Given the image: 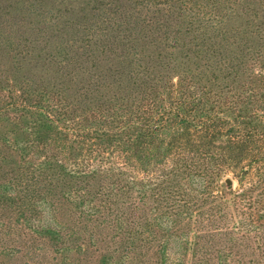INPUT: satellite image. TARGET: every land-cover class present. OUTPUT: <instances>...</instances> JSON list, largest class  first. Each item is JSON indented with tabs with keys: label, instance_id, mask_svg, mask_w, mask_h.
I'll return each mask as SVG.
<instances>
[{
	"label": "trees",
	"instance_id": "obj_1",
	"mask_svg": "<svg viewBox=\"0 0 264 264\" xmlns=\"http://www.w3.org/2000/svg\"><path fill=\"white\" fill-rule=\"evenodd\" d=\"M72 1L65 8L34 3L33 12L43 17L37 38L43 46L38 40L28 45L55 76L43 90H30L52 103L29 131L39 142L29 146L26 137L22 143L29 157L10 184L13 192L0 187L3 210L7 202H21L30 218L43 216L34 226L62 243L58 252L81 254L69 243L82 247L85 229L96 241L97 231L106 232L99 243L109 238L114 252L144 257V250H156L155 261L181 264L171 240L182 238L186 218V230L195 229L185 253L193 256L191 264L203 258L208 264L232 248L251 254L238 264H264V0H95L90 8H74ZM8 7L0 0L1 45L12 44L4 34L7 22L14 30ZM155 57L164 59L151 68ZM62 72L64 88L57 83ZM23 103L16 97L12 105ZM53 128L62 136L56 144L46 132ZM41 133L50 143L39 139ZM233 168L240 169L241 185L227 191L224 178ZM34 171L43 175V189L48 184L47 196L38 193L42 179ZM74 178L84 184L69 188ZM58 190L65 200L48 198ZM228 204L248 209L250 221L236 213L233 227L218 225L235 208ZM67 205L88 221L70 225L62 217ZM96 211L100 224H93ZM2 217L0 230L8 234L12 226ZM36 256L47 262L45 254Z\"/></svg>",
	"mask_w": 264,
	"mask_h": 264
},
{
	"label": "rangeland",
	"instance_id": "obj_2",
	"mask_svg": "<svg viewBox=\"0 0 264 264\" xmlns=\"http://www.w3.org/2000/svg\"><path fill=\"white\" fill-rule=\"evenodd\" d=\"M3 1L8 2V4L11 6L8 7V10H10L12 18L10 16L9 18L13 23V29H14L11 30L5 25V24L9 25L10 22L4 24L5 26L4 34H6L7 37L9 36V40H11L12 38V41H10V43L12 44L1 45V40H4V38L2 35L0 36V78H2V80L8 78L5 81V83H3V85H0V137L8 136V141L0 138V187L3 188L2 192L7 193V192H13L12 189L10 188V184L14 181V179L17 178V176H19L21 170L19 168L23 166V164L26 162V160L29 157L26 155L27 152H21L22 150H24V147L27 144L24 141L25 138L26 137L28 138L29 146H31L33 143L35 144L36 141L37 143L39 142L38 140H36L37 134L35 133L30 137L29 131H31V133L33 132L34 130L33 125L36 121L40 119V117L41 119L45 118V115L43 114L44 111L43 109L46 108L47 105L52 103V100L43 99V97L37 96L35 93H33L30 90V86L31 89L33 90L37 88L43 90V85L52 84L54 80L53 76H55V74L52 73L51 70L46 69V66L43 63L42 56L34 57L36 50L31 45H28L29 43H33L36 44V46L38 45L43 46L42 40L37 39L39 34L41 33L39 31V28L43 27V23H41L43 17H41V15H36L37 12H33L39 5L34 4L36 3L35 0H29V1L3 0ZM44 1L51 4L55 3L54 5H59L61 8H65L70 0H68V2H66V0H44ZM94 1L95 0L93 1L83 0V2H79V0L78 1L73 0L71 5L74 8H77L79 6V4L77 3H81L83 5L85 4L87 8H90L92 5H95ZM29 2H31L33 5H31ZM26 8H28V11H24ZM37 40L38 42L40 41L38 45L35 42ZM16 45L18 46L15 47ZM92 47L94 48L95 45ZM170 48L171 47H169V49ZM28 49L34 52L33 56L28 55ZM98 59L101 61V63L104 62L103 55L99 56ZM163 59L164 58L157 59V57H155L154 58L155 62L151 65V68L153 67V65H156V61H161ZM90 66L91 64H89V67ZM90 75L91 72L87 73L83 77V79H87V76L89 78ZM24 77L28 78V80H26V78ZM17 78H19V80H17ZM33 78L36 80V84L35 82L32 81ZM78 78H81L80 71L78 73ZM49 81L51 83H48ZM57 83L60 85L61 88H64L66 86L67 84L66 76L63 72L60 73L59 77H57ZM37 84H39V86H37ZM17 94L19 95L22 94V95L16 96ZM16 97L17 99L19 98L24 100L23 104L26 105L24 106V108L22 106L12 105V102ZM124 102H120V104ZM47 110L50 113V115H52L53 117L55 116L54 110H52L50 107H48ZM84 122L89 123L90 120H84ZM46 132L47 134H49L48 136L49 138L56 137V132L54 128L53 130H49V131L47 130ZM39 136H40L39 137L40 140H43V136H44L43 142L45 143L46 140L49 139V138L46 139L43 133L39 134ZM61 138L56 137L55 144L59 141H62ZM16 140H18V142ZM10 142H12V144L14 143L13 146L14 148H10ZM22 143H24L25 146L22 145ZM115 152H117L116 156L118 155V158L120 160L122 158L121 152L119 150H116ZM105 153H106L105 156L108 157V153L107 152ZM116 156H114V158ZM97 157H96L97 159H100L99 156ZM91 158L94 159V157ZM12 160L15 162H13ZM47 168H49L48 165L44 167V169ZM239 170H240L239 168L230 169L228 174L226 175V177L230 176L234 180V187L232 189H228L225 186L226 177L224 178L223 187L227 191H231L240 187L241 184L237 176L235 175V171L236 173H238ZM34 172H35V176L38 175V178L42 179V182H40V184L39 183L37 184L38 185L37 187L39 188H37L36 185H32V188H37L38 193L42 195V197L44 195L47 196L48 194L47 192L49 189L48 184H46L43 189V175H41L38 171H34ZM46 172L49 173V171L47 170ZM32 176L33 173H29V175L27 176L28 180L32 181L33 180ZM83 184L84 182L80 180H75L74 178L72 182H70L69 188L71 189L78 188ZM7 185L9 186V188L7 187ZM18 189L20 190V188ZM20 193L24 194L26 192H20ZM50 197H55L58 198L59 200H65L63 197V192L60 193L59 190L55 191L54 195L49 196L48 198ZM0 199H2L1 196ZM206 203L207 202H205V204ZM7 204H8L7 210H3V207H1L3 203L2 205H0V219H3L2 216H5V219L7 220L8 223L7 226L9 228L12 226L11 227L12 229L11 232L8 234H6V231L1 232L0 230V264H43L42 262L40 263L36 262V260L38 259L35 258L37 257L36 256L37 254L42 256L43 254H45V256H47V262H45L44 264H71L70 261L74 262L75 264H161V258H158L159 262L155 261L157 260V258L156 259L152 258L153 256L152 253H154L156 250H150V249L144 250L143 252L148 253V256L145 255L144 257H139L138 255H134L133 253L128 251L114 252L111 250V248H108L110 242L109 238L104 242V244L99 243L101 242V239L106 234V232L99 233L97 231L98 234H96L97 237V241H96L94 239V235L91 236L90 235L91 233L90 234L86 233V231H84L85 229H81L83 231L81 238L82 241L84 242V244H82V247L80 246L79 242L76 245L75 244L71 245L69 243V245L73 246L76 250H80L81 254H77L76 252H70L69 254L67 250L63 252L62 251L63 248H61L60 252H58L57 251L58 247L62 243L60 241H57L54 236H49L48 234H45L43 232H38L34 226L38 224L37 222L43 224L42 223L43 216L39 215L37 217V220L40 221H35L34 217L30 218L31 217L30 209H28L27 206H22L21 202H16L13 204L11 202H7ZM94 206L97 207V204H94ZM228 206L230 209H233L234 207L235 208L233 212L227 217L228 219L221 220V222H219L218 225L220 226L229 225L233 227L234 224L238 223V222L233 223L234 221H232V219H234L233 216L234 214L236 215V213H237L236 215L237 218H241V221H245V222L250 221L251 218H249L248 216V211H249L248 209L238 204H234V205L228 204ZM87 207L88 206H86V208ZM40 209L43 210V204L41 205ZM45 210L46 212H48L47 214L50 216V203L49 206L47 204V208H45ZM65 210L67 213L65 214V216L62 217H64L63 219L69 218L70 220L67 221L69 222L70 225L72 224L78 227L81 226V224L86 223L88 221L86 217H80V218L77 217L79 213L78 212L79 209L74 206L67 205V207L65 206ZM41 213H43V211ZM94 215H92V220H96V221L93 224H97V223L100 224L99 219L96 218L94 219V217H97L100 214L96 211ZM184 220L187 219L185 218ZM184 220L182 222V225L187 233L186 232L183 233L181 235L182 238H178V241L171 240V244L178 249L179 257H182L180 259V261L182 262L181 264H191L193 262V256L192 257L186 256L185 253L190 252L189 248L192 249V246H190L189 244L193 240L194 237L193 234L195 233V229L193 230L190 229V231L188 232V230H186ZM46 222H52V221L50 219H46ZM228 240H229V236H225L224 242L229 243ZM37 245L39 246L41 245L42 248L35 249ZM236 250L237 249L232 248L231 252L227 251L226 254L217 252L216 256L214 257H212L214 255L212 251V254H210V257H212L211 262L208 264H238L236 259H238V261L241 260L242 258L246 259L245 261L250 260L251 254L249 252L244 253L243 255L240 256L235 253ZM64 255L65 256L69 255V258L66 259ZM54 257L55 259H53ZM206 262L207 259L203 258V262L196 261L195 264H207Z\"/></svg>",
	"mask_w": 264,
	"mask_h": 264
},
{
	"label": "water",
	"instance_id": "obj_3",
	"mask_svg": "<svg viewBox=\"0 0 264 264\" xmlns=\"http://www.w3.org/2000/svg\"><path fill=\"white\" fill-rule=\"evenodd\" d=\"M225 186L228 189H232L234 187V180L232 177L228 176L225 178Z\"/></svg>",
	"mask_w": 264,
	"mask_h": 264
}]
</instances>
